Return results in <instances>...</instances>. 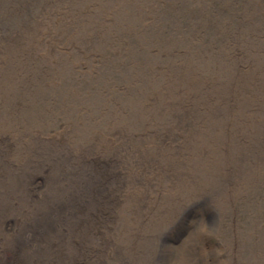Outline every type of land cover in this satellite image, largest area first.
<instances>
[{
  "label": "bare ground",
  "instance_id": "bare-ground-1",
  "mask_svg": "<svg viewBox=\"0 0 264 264\" xmlns=\"http://www.w3.org/2000/svg\"><path fill=\"white\" fill-rule=\"evenodd\" d=\"M88 1L94 2H72L69 8L88 9L91 6ZM157 1L161 2L134 0L135 6L129 2L123 14L121 9L118 11L112 8L115 12L109 10L105 17L116 16L117 28L123 33L126 30H143L146 29L145 23L149 22L148 14L152 11L147 13V10L154 7ZM43 2L46 5L50 0H36L37 7L43 8ZM166 2L170 4V11L176 14L178 0ZM257 8L263 12L264 2L261 1L253 9L252 18L259 13ZM28 9L34 10L32 7ZM204 12L205 9L199 12V19L211 30L217 21L209 24L205 22ZM225 14L215 32L211 33L212 41L203 45L199 40V50L197 45L194 49V43L184 45V41L178 38L174 39L171 49L163 48L164 53L172 54L182 45L184 54L191 56L200 52L202 47H209L207 55L192 59L190 66L183 72L163 67L160 76L153 73L149 76L160 95L159 106L164 115L144 111L139 107L137 98L131 101V118H118L120 127L106 132L110 125L105 120L98 123L100 118L96 117L97 107H76L77 113L82 116L78 124L85 122L84 114L88 115L91 122L95 120L97 123L93 132L103 140L100 143L112 144L107 154L103 155L105 159H119L122 168L126 170L118 175L111 174L113 170L109 168H105L107 171L94 170L87 174L84 186L62 193L52 192L53 196H60L62 205L73 209L68 223L73 224L75 230L65 232L64 236L73 239L79 231L78 236L85 229L84 236L92 237L89 239L92 240L91 250L87 252L68 243L70 251L58 253L55 249L57 242L50 244V241L63 225V221L59 222V213L47 201H28V189L23 188L21 194L28 204H14L7 197L0 199V264H237L235 257L242 254L247 261L245 264H263L264 248H259V231L253 227L258 220L256 223L249 222L243 236L220 230L217 223V219L231 223L227 214L232 196L236 194L237 197L244 186H253L257 180L254 177L256 172H264V45H260L259 41L264 40L261 37L264 33V20L251 23L236 14ZM94 18L98 24L92 26L90 31L93 32L90 35L98 38L103 30L94 28L102 29L112 18L104 19L100 15ZM18 19L24 36L29 34L31 37L29 15L23 14ZM63 19L66 22V16ZM199 26L188 28L186 35L196 33ZM56 34L61 35L60 32ZM52 37L55 35L52 34ZM44 38L47 40L51 35L40 36L38 40ZM193 39L196 43V39ZM150 40L134 52H138L146 63L154 66L157 58L152 59L153 55L156 56L152 51L160 39L155 37ZM160 41L165 44L163 40ZM99 47H104V44ZM61 51L64 53V50ZM49 53L52 54L50 50ZM65 54L69 55L70 51L65 49ZM166 56L161 54L162 58ZM79 57L82 62V55ZM178 60L174 59L176 67L181 63ZM2 63L4 69L16 64L11 58ZM53 63L49 62V70ZM41 67L43 71L39 74L47 78V70L43 65ZM5 76L7 80L0 79L2 85L17 81L10 79L6 73ZM169 77L178 78L179 82L168 87L166 79ZM112 81V78L107 80ZM21 88L19 83L12 85L13 102L7 105L11 111L9 114H14V111L24 112L29 117L30 106L21 107L19 101H15ZM5 91H0V100L4 105L10 100V92ZM190 93H195L193 98ZM39 97L42 96L36 98ZM48 99L45 95L44 104ZM33 101L30 98L25 104L31 105ZM191 103L195 106L189 111ZM149 124L156 133L145 132ZM248 124L254 129L249 139L246 138ZM92 125L88 124L86 129ZM123 132L132 133V142H124L128 144L127 149L121 145L123 142H104L107 140L106 134L123 136ZM196 137L200 140L197 141ZM10 147L3 151V157L9 161L22 159L24 154ZM81 147L82 143H79L78 148ZM19 151L24 152L25 149L19 147ZM27 161L28 165L33 162L31 158ZM12 168L9 169L15 174L20 167L14 165ZM20 182L17 179L10 191L20 187ZM84 188L92 191L95 189L93 195L98 200L97 204L92 195L89 199V194H81L79 190ZM105 202L117 208L118 212L107 225L100 227V220L94 222L90 217L93 209L98 210ZM78 212L86 214V218L82 219L77 215ZM9 218H15L17 231L5 229ZM86 220L88 225L82 228ZM94 231H99L101 235L96 237ZM220 233L223 235L221 238ZM2 235L5 237L2 238Z\"/></svg>",
  "mask_w": 264,
  "mask_h": 264
},
{
  "label": "rangeland",
  "instance_id": "rangeland-1",
  "mask_svg": "<svg viewBox=\"0 0 264 264\" xmlns=\"http://www.w3.org/2000/svg\"><path fill=\"white\" fill-rule=\"evenodd\" d=\"M80 1L82 0H50L46 5L44 2L42 3L43 8H38L36 0H0V79L7 80L6 73L10 79L17 80L13 84L19 83L22 88L15 101H19L21 107L30 106L29 117L24 112L14 111V114H9L11 111L7 105L13 102V84L2 85L0 82V91L10 92V100L7 104H2V100H0V156H2L0 199L3 200L7 197L14 204H28L29 202L24 200L21 194L24 188L28 189V201L30 199L33 203L47 201L51 208L59 213L61 218L59 222L63 221L62 228L57 230L58 234L52 237L53 240L50 241V244L57 242L55 249L58 253L63 254L70 251L71 245L87 252L90 251L92 240L89 239L92 237L84 236L85 229L78 236L79 231L76 234L77 237L73 239L64 236L65 232L75 230V226L68 223L73 209L62 205L60 196H53L52 192L62 193L71 188L84 186L87 174L94 170L107 171L105 168H109L113 171L108 172L113 175L126 171L122 168L119 159L114 158L111 161L105 159L103 155L107 154L106 151L112 144L102 145L100 143L103 140L96 136V132H93L97 123L95 120L91 122L88 115L84 114L85 122L78 124V120L82 116L77 113L76 107L88 108L92 105L97 107L96 117L100 118L98 123L105 120L110 125L106 132L120 127L117 123L118 118L122 117V120L125 117L131 118V101L137 98L139 107L144 111H153V113L162 116L164 113L159 106L160 95L157 94L156 86L152 85L149 76L152 73L160 76L163 67L183 72L190 66L192 59L205 56L209 52L208 46L202 47L200 52H195L191 56L184 54L182 45L172 54L164 53L163 48L171 49L170 46L174 44L176 38L184 41V45L189 42L194 43L195 50L199 40L203 45L212 41L211 33L215 32L216 27L221 23V18L226 16L225 13L236 14L245 20L248 19L251 23H261L264 20V11L262 12L261 8H257L259 13L255 18L251 17L253 9L264 0H178L177 15L170 11V4L166 0H161L147 10V13L152 10L148 14L149 22L145 23L147 34L146 29L126 30L123 33L117 28L116 16L105 17V14L109 10L115 12L111 10L112 8L118 11L121 9L123 14L128 9L129 2H131V6H135L134 0H94V2H87L91 5L88 9L71 10L69 8L72 2ZM205 2L206 6L204 7ZM28 7H32L34 10L29 11ZM204 9L203 20L205 22L209 24L217 21L216 26L211 30L204 26L202 19H199V12ZM23 14L29 15V22L32 25L29 24V27H32L31 37L29 34L24 36L20 28L18 18ZM97 15L104 19L108 17L112 19L108 20L105 26H100L102 29L94 28L98 31L103 30L102 35L94 38L90 35V32H93L90 30L92 26L98 24L97 19L94 18ZM64 16H66V22L63 19ZM198 24L200 26L196 33L186 35L188 28L192 29ZM42 30L46 31L42 32ZM59 32L61 35L56 34ZM46 34L51 35V38L38 40L40 36ZM52 34L55 35L54 38ZM155 37L163 40L165 44L163 45L160 40L157 42L154 51H152L156 54V56H152V59L156 57L157 63L151 66L134 50L143 48L146 43L151 42L150 39ZM193 37L196 39V43ZM261 37L264 38V33ZM259 41L260 45H264V40L259 39ZM103 44L104 47H99ZM200 46V44L197 45V50L200 49ZM58 48L64 50V53L61 50L56 51ZM65 49L70 51L69 55L65 54ZM49 50L52 54L49 53ZM161 54L167 56L162 58ZM79 55L83 57L82 62H80ZM9 58L13 59L16 64L4 69L2 62ZM177 58L181 60L178 67L174 63V59ZM50 61L54 63L49 70L47 67ZM41 65L48 72H46L47 78H43L39 74L43 71ZM110 78L113 81L107 82ZM42 79L44 80L41 81ZM169 80L172 81L169 82ZM166 82L168 87H171L179 80L169 77ZM43 86L45 87L41 90ZM190 94L191 98L195 95V93ZM45 95L49 99L44 104ZM38 96L42 97L36 98ZM30 98L32 101L33 98L36 99L31 105L25 104ZM35 103L37 104L34 105ZM194 106V103H191L189 111L193 110ZM90 123L93 124L92 127L89 126L86 129ZM150 124L145 132L156 133L157 131H154ZM246 130V138L249 139L254 133V129L251 124H248ZM122 135L106 134L107 140L104 142H123L121 145L127 149L128 144L126 145L124 142H132V133L123 132ZM138 137H141V134H138ZM142 138L147 139L146 136ZM196 139L200 140L199 137ZM68 140H72V142H68ZM79 143H82L81 148H78ZM9 147L23 153L22 159L9 161L3 157V151ZM19 147L24 148L25 151H19ZM29 158L33 161L30 165L27 161ZM14 165L20 167L15 171V174L9 169ZM15 176L16 178H14ZM254 177L257 180L253 186L248 188L244 186L237 197H235L236 194L232 196L229 215L227 214L231 223L220 219H217V223L220 230L230 231L231 234L239 236L244 235L249 222L256 223L258 220V223L253 226L255 231H259L258 239L257 236L255 239L260 241L261 247L259 248H264L263 170L256 172ZM17 179L21 181L20 187H14L10 191ZM108 180L111 181L112 178H108ZM79 191L81 194H89V199L92 195L95 204H97L98 200L93 195L95 189L92 191L84 188ZM117 212V208L110 207L105 202L99 206L98 210L93 209V215L90 218L94 222L99 219L100 227H102L107 225ZM77 215H80L82 219L86 218V214L81 212H78ZM87 225L88 221L86 220L82 223V228ZM5 229L12 232L17 231L18 225L15 223V218L7 220ZM89 230L91 232V229ZM94 233H96V237L101 235L99 231H94ZM4 237L2 235V238ZM219 237H223L222 233L219 234ZM46 238L49 239V236ZM92 245L97 249L94 242ZM244 256L242 254L240 257H235L234 261L237 264H245L247 261ZM262 262L264 264V257Z\"/></svg>",
  "mask_w": 264,
  "mask_h": 264
}]
</instances>
